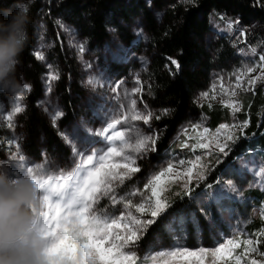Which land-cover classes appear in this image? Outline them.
<instances>
[{
  "label": "rangeland",
  "instance_id": "374dc122",
  "mask_svg": "<svg viewBox=\"0 0 264 264\" xmlns=\"http://www.w3.org/2000/svg\"><path fill=\"white\" fill-rule=\"evenodd\" d=\"M8 1L12 4L10 9L15 10L18 0H6ZM36 1L38 0H23L29 4V8ZM39 1L41 6L45 5V1L47 4L51 2V0ZM61 2L62 0L57 1L58 4ZM145 2L159 20L162 10L156 9L153 0H145ZM209 20L210 28L205 37V44L214 62L210 82L205 89L196 94V103L199 107L218 104L228 108L229 116L222 124H241L243 121L238 114L243 110L245 99L256 87L264 89V80L259 79L264 73V67H261L264 62L259 59L264 55V23L250 14L233 12L227 14L212 12ZM229 21L232 22L231 28L228 27ZM52 22V17L44 12L41 21L37 24L38 43L35 46V56L37 58L38 52L44 55L45 59L38 61L47 72L43 79V95L37 104V109L39 114L53 124L67 153L58 157L41 151L39 156H34L29 150L23 120L30 86L20 65L17 78L24 85L22 90L15 95L0 92V146H2L0 168L14 171L12 165L20 162L19 157L23 155L25 160L22 163L32 167L43 178L51 175L53 179L67 182L66 178L72 176L75 182L76 176L83 174L80 170L81 165L90 167L83 163L88 155L107 151L108 147H116L122 151V155L113 157L112 162H125L123 155H131L136 159L135 166H138L140 171L135 173L132 179H126L122 185L114 182V191L106 196L99 195L98 201L93 205L92 211L96 215L112 218L118 217L121 212L126 215L129 211L140 217L141 214L136 213L135 208L126 209L124 202L131 199L133 204L140 203L143 197L132 196L130 193L137 189L145 191L144 184L148 179L166 167L169 162L174 164V171L180 173V177L178 181H169L166 184L167 191L163 195L168 200L177 196V192L183 193L181 187L185 182L183 172L187 166H190L188 162L195 160V156H201L199 164H207L212 169L207 178L212 176L215 168L226 159L221 155V163H215L217 153L213 151L215 147L213 138L223 140L230 129H220L217 133L216 130L220 125L216 129H210V120L202 114L188 116L177 130L170 147L162 154H158L156 147L155 151L145 154H138L130 147H124L125 143L135 145L144 136L156 140L158 137V132L153 126L154 112L143 99L142 78L150 64L152 54L149 38L140 18L135 19L132 24L129 41H123L115 31H111L103 44L94 43V47H88L87 40L67 22L59 20V23L53 25ZM225 43L232 50L231 55L226 60L220 61L217 54L222 52ZM252 49H255V53ZM61 53L64 58L60 57ZM68 66L73 68V73L71 70L66 71L69 70ZM249 67H254L256 70L249 73L247 71ZM52 76H56L57 79H51ZM64 78L68 82L77 80L76 84L80 87L79 106L74 116H67L57 92L58 83ZM250 78H257L255 84L248 83ZM117 84L119 88L113 91ZM136 88L141 90L134 92ZM203 93L208 95L204 96ZM21 94L22 98L17 99ZM132 99L137 101L136 110L139 113L153 114L148 124L143 120L131 118L135 114L131 110ZM226 104L239 105L241 111L234 113L231 107L225 106ZM16 107H20L22 111L16 113ZM56 112H62L63 115L56 116ZM9 116L12 117L11 121L8 120ZM124 116L127 117L126 120L122 119ZM117 120H121V123H115ZM109 125L114 126L109 127ZM105 129L107 131L104 136H94V133ZM205 129L208 131L205 132ZM115 132L123 133V139L106 138ZM236 134L240 136L239 132ZM90 139L98 143L88 145L85 150V144ZM207 140H213L208 149L192 147L198 141ZM185 143L189 147H182ZM208 152L213 154L209 156ZM180 160L185 161L184 166L178 163ZM262 167H264L262 153H247L227 166L218 178L221 181L232 180L242 194L233 193L226 186L216 183L211 189H203L193 195L197 197L196 200L188 196L173 210L169 211L167 208L161 217L157 218V223L149 226L144 232L135 247L137 264H162V259H152L161 250L168 251L177 247L192 251L211 250L228 239H233L239 245L233 250L232 256L220 259L208 252L203 256L204 264H237V257L240 258V264H251L253 258L264 262V257L257 253L245 252L248 246L244 244L247 239L259 238L264 241V237H258L259 232L264 230V225L254 236L247 230L254 221L264 222V205L257 204L250 193L252 190L264 192ZM194 184L195 181L192 186ZM217 189H221L219 195ZM205 193H211V198ZM146 194L150 195V190H147ZM113 196L117 203H113ZM205 205L210 212V222L199 213V208ZM194 217L198 219L196 224H193ZM127 222V220L122 221V223ZM256 247L258 252H264V242ZM191 259L192 264H199L195 258ZM173 264H188V261L177 258Z\"/></svg>",
  "mask_w": 264,
  "mask_h": 264
},
{
  "label": "trees",
  "instance_id": "16d2710c",
  "mask_svg": "<svg viewBox=\"0 0 264 264\" xmlns=\"http://www.w3.org/2000/svg\"><path fill=\"white\" fill-rule=\"evenodd\" d=\"M57 1L51 0L49 4L45 1V8L40 5L39 0L30 6V42L21 57V68L30 86L23 127L27 145L34 156H39L41 151L58 157L67 153L53 124L39 114L37 109L43 95V79L47 74L35 56V46L38 43L37 24L44 12L52 17V25L59 20L72 25L87 40L88 47H94V43L103 44L111 31H115L123 41H129L132 24L135 19L140 18L147 32L152 54L142 78L143 99L154 112L153 126L158 132L155 145L158 154L170 147L177 130L188 116H206L210 120V129H216L229 116V109L218 104L199 107L196 103V94L210 82L214 62L205 44L211 13L250 14L264 23V0L260 4L256 0H194L193 3H187L186 0H153L156 9L162 10L159 20L145 0H62L61 4ZM11 5V1L0 0V11L10 9ZM231 51L225 43L222 52L217 54L218 59L226 60ZM61 55V58L65 57L62 53ZM170 58L179 63V71ZM68 69L66 71L71 70L73 73V68ZM76 83L77 80L68 82L64 78L57 86L67 116H74L79 106L81 92ZM156 116L160 119H155ZM238 116L242 121L249 122L248 128L232 144L229 156L215 168L211 177L195 189L193 195L207 189V184L215 185L224 169L237 158L247 153H262L264 156L263 88L256 87L253 90L245 99L243 110ZM1 148L2 146L0 157ZM250 193L257 204L264 205V192L252 190ZM187 197L181 193L180 196L168 200L171 204L169 211L182 204ZM263 225L262 221H254L247 230L254 236Z\"/></svg>",
  "mask_w": 264,
  "mask_h": 264
},
{
  "label": "snow or ice",
  "instance_id": "6c2138e0",
  "mask_svg": "<svg viewBox=\"0 0 264 264\" xmlns=\"http://www.w3.org/2000/svg\"><path fill=\"white\" fill-rule=\"evenodd\" d=\"M187 3H193L194 0H186ZM258 4L261 0H256ZM264 6V5H262ZM224 19V17H221ZM59 23V21H57ZM232 22L229 21L228 27L231 28ZM63 27V25H61ZM81 50H83L81 48ZM255 53V49H252ZM37 59L44 60L45 57L41 53H37ZM171 59V58H170ZM261 62H264V55L259 57ZM171 63L176 66L177 71L180 69L179 63L175 59H171ZM264 67V64L261 65ZM254 67H249L247 71L249 73L254 72ZM51 79H57L56 76H52ZM257 78H250L249 84H255ZM259 79L264 80V73L261 74ZM239 80V77H237ZM91 83V81H89ZM27 87V85H25ZM239 87V84L237 85ZM119 88L117 84L113 91ZM141 89L136 88L133 91L139 92ZM202 95L207 96V93ZM22 98L18 96L17 99ZM137 101L131 100V110L135 113L131 118L133 120H143L145 124L149 123L153 114L148 113L143 115L136 110ZM225 106L231 107L233 112H240L239 105L226 104ZM123 107V105H121ZM22 109L20 107L15 108V112L19 113ZM167 111V110H166ZM56 116H62V112H56ZM12 117L9 116L8 120L11 121ZM122 119L126 120L124 116ZM155 119H160L156 116ZM115 123H121V120H117ZM114 125H109L113 127ZM249 122L243 121L241 124H221L216 130L217 133L220 129H230L229 134L223 139L213 138L215 147L213 151H216L215 163H221L220 156L227 157L232 151V144H235L240 138L236 133L239 132L243 135V130L248 128ZM11 127V124H9ZM234 129V131H232ZM107 129L101 132L94 133V136H104ZM205 132L208 130L205 129ZM67 138V137H66ZM107 139L122 140L123 133L115 132L112 136L106 137ZM213 140H207L204 142L198 141L193 148L199 147L200 149H208L209 145L213 143ZM71 143V141H69ZM98 143L94 139H90L85 144V150L88 145ZM156 139L153 137L144 136L139 139L135 145H128L125 143L124 147H130L133 152L138 154H145L149 151H155ZM182 147H189L186 143ZM213 153L208 152L207 155L211 156ZM122 151L116 147H108L107 151H101L88 155L83 162L90 167H83L81 165L80 170L82 175H78L73 182V177L68 176L67 182H62L59 179H53L51 175L44 178V186L48 193L47 203L45 210L41 213V231L47 238L48 244L45 249V253L48 259V264H137L138 256L134 251L139 240L144 232L147 231L149 226L157 223V218L161 217V214L165 210L171 207L168 202V198L164 196V192L167 191L165 187L169 181H178L180 173L174 171V164L169 162L166 167L162 168L144 184L145 191L137 189L130 193L132 196H141L143 199L140 203L133 204L131 199L124 202L126 209L135 208L136 213L141 214L137 217L132 214L131 211L125 215L123 212L116 217H104L96 215L93 210V205L98 201L99 195H108V193L114 191V182L117 184H124L125 180L132 179V176L140 171V168L136 165V159L131 155H123L125 162H112L113 157H120ZM25 157L21 155L19 161L12 165L15 169L11 170L12 174H25L29 172H35L32 167L26 166L22 163ZM201 156H195L194 161H189L183 172L185 182L181 185L183 189V195L189 196L191 199L196 200L197 197L193 196L196 188H199L207 176L211 173L212 169L207 164H199ZM181 166L185 165L184 160L178 162ZM36 173V172H35ZM261 174L264 175V167L261 168ZM193 181H195L194 186ZM217 184L226 186L231 192L242 194L237 189L232 180L221 181L217 180ZM212 184H207L206 188L211 189ZM150 190V195L146 194V191ZM221 189H217V195H219ZM177 196L181 193L177 192ZM206 196L211 198V193H205ZM123 199V198H121ZM113 203H117L115 197H112ZM200 216L210 222V212L208 206H202L199 208ZM149 217V218H141ZM127 220V223L122 221ZM182 223V222H181ZM198 223L197 218H193V224ZM118 230V231H117ZM258 237H264V230H261ZM259 238L247 239L244 244L248 247L245 248V252L257 253L259 256L264 257V252H258L256 245L262 243ZM239 245L233 240L228 239L225 243H221L218 247L208 250L199 249L198 251H192L187 248L177 247L168 251L161 250L152 259H162V264H173L177 258H181L188 261V264H192V259L195 258L199 264H204V254L211 252V255L220 259H227L232 256L233 250ZM166 257V258H165ZM237 264H240V258L237 257ZM251 264H264V262L255 258L251 259Z\"/></svg>",
  "mask_w": 264,
  "mask_h": 264
},
{
  "label": "clouds",
  "instance_id": "9594fccd",
  "mask_svg": "<svg viewBox=\"0 0 264 264\" xmlns=\"http://www.w3.org/2000/svg\"><path fill=\"white\" fill-rule=\"evenodd\" d=\"M31 24L23 0L15 10L0 11V92L15 95L24 87L17 73ZM43 181L35 172L12 174L0 168V264H48V240L41 231L48 195Z\"/></svg>",
  "mask_w": 264,
  "mask_h": 264
}]
</instances>
